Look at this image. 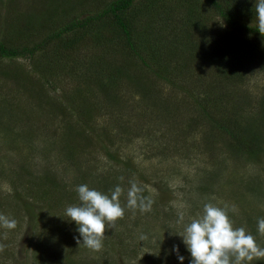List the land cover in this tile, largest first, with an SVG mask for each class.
I'll list each match as a JSON object with an SVG mask.
<instances>
[{
	"label": "rangeland",
	"instance_id": "1",
	"mask_svg": "<svg viewBox=\"0 0 264 264\" xmlns=\"http://www.w3.org/2000/svg\"><path fill=\"white\" fill-rule=\"evenodd\" d=\"M58 1L4 0L0 15L13 10L12 16L25 15L24 23L28 21L29 25L31 16L41 11L47 18L44 11L53 9L52 4ZM42 2H46L44 9ZM80 60L78 56L56 58L52 71H35L28 59L5 60L20 75L14 83L0 78L1 106H12L0 117V203L9 204L7 213L1 214L22 222L11 230L0 227V245L7 249V255H12V259L7 257L9 261L1 258L0 264H43L45 258L41 257L49 254L54 255L57 264H67L62 260L68 259L67 252L75 250L87 264H181L177 246L179 255L185 258L183 264H192L191 253L179 234L193 217L202 214L204 204L209 202L219 207L227 205L234 227H244L264 248V236L258 232V219L264 218V155L256 160L259 164L241 157L233 159L219 143L216 149L222 150L217 151V157L211 156L203 141L212 130L200 117L197 103H179L171 108L168 101L159 110L151 102V91L127 81L117 85L102 80L108 87H98L93 96L84 98L90 108L83 118L75 117L78 127L86 131H78L77 136L71 134L78 127L55 103L60 107L74 103L75 85L69 77L80 69L74 64ZM59 64L61 80L56 82L50 76L51 84L44 83V77L56 73ZM188 67L193 68L189 71ZM201 67L200 63L193 64L184 67V71L196 73L192 74L195 81L202 73ZM245 78L242 89L257 98L249 106L244 105L242 115L248 124L256 123L255 119L264 114L263 106L257 103L264 92V70L256 67ZM223 79V83L229 82ZM194 84L196 93L202 92V83ZM156 88L164 93L162 97L171 91L166 83ZM69 125L74 128L68 133ZM259 131L264 133V127L260 126ZM46 138L50 145L44 142ZM213 163L223 168L209 175L215 169ZM255 174L260 196H252L248 188V179ZM130 182L142 190L140 195L151 200L150 211L127 207ZM82 184L108 195L116 186L123 189L120 203L124 217L114 228L106 226L102 249L92 250L99 262L88 255L87 247L77 243V238L82 243L78 226L65 214L67 207L81 203L76 189ZM233 205L235 212L231 211ZM180 213L184 214L182 223ZM50 232L62 235L59 248L64 251L53 252L56 244L49 238L45 244L48 250H41L38 257L36 250L40 249L34 244L41 241L43 233ZM250 264H264V258Z\"/></svg>",
	"mask_w": 264,
	"mask_h": 264
},
{
	"label": "trees",
	"instance_id": "2",
	"mask_svg": "<svg viewBox=\"0 0 264 264\" xmlns=\"http://www.w3.org/2000/svg\"><path fill=\"white\" fill-rule=\"evenodd\" d=\"M3 2L0 0V7ZM58 2L52 4L53 9L44 11L47 18L42 11L31 16L29 25L28 21L24 23L25 15L18 13L12 16L13 10L11 14L0 15L1 79L13 83L19 81L20 71L5 60L28 59L35 71H52L56 58L74 59L78 56L81 60L74 64L80 69L71 75L69 72L66 74L75 85L74 103L62 107L55 103L77 127L79 121L75 117L83 118L90 108L84 98L93 96L98 87H108L102 80L107 79L117 85L127 81V84L151 91V102L153 106H159V110H163V103L168 101L172 103L171 108L180 106L179 103H197L200 117L212 130L211 136L203 141L211 156L217 157V151L222 148L217 150L216 147L221 143L226 147V155L233 159L241 157L259 164L256 160L264 155V133L259 131L260 126L264 127V114L255 119L256 123L249 124L242 115L244 105L249 106L253 98H257L242 89L247 82L245 76L256 67L264 70V34L257 31L255 17L257 0ZM42 3L44 9L46 2ZM10 16L9 21L7 18ZM198 63L202 66V73L192 81V74L196 73H185L184 67ZM61 68L59 64L56 73L45 76L44 83L48 84L50 76L56 82L61 80ZM191 68L187 69L190 71ZM223 78L229 82L223 83ZM197 82L202 83V92L197 90L196 93L194 83ZM164 83L171 87V91H166L168 96L162 97L164 93L159 92L156 86ZM257 100L264 110V92ZM1 104L0 117L12 107H2ZM73 128L69 125L66 130L69 133ZM78 131L86 130L78 127L71 134L77 136ZM45 141L50 145L47 138ZM216 163H213L215 169L209 175L223 168ZM248 183L250 194L260 196L256 174L248 179ZM8 205L0 203V214L2 211L7 213ZM21 222L19 219L17 224ZM52 233H43L41 241L35 242L34 245L40 249L36 250L38 257L42 255L41 250H48L45 244L49 238L56 244L53 252L64 251L59 248L62 235ZM88 255L95 257L89 248ZM8 256L12 259V255H7V249L0 251L1 260L9 261ZM67 257L62 260L67 264H87L85 257L76 250L67 252ZM71 257L82 261L71 260ZM41 258H45L43 264H57L54 255Z\"/></svg>",
	"mask_w": 264,
	"mask_h": 264
},
{
	"label": "clouds",
	"instance_id": "3",
	"mask_svg": "<svg viewBox=\"0 0 264 264\" xmlns=\"http://www.w3.org/2000/svg\"><path fill=\"white\" fill-rule=\"evenodd\" d=\"M257 31L264 34V0H257L255 5ZM123 180V177L120 178ZM127 191V207L139 208L143 212L151 210V200L140 195L141 189L135 182ZM79 201L76 206L66 209V216L78 226L77 243L93 251H100L106 234V226L114 228L116 222L125 215L120 197L123 189L116 186L111 194H104L90 189L86 184L76 189ZM147 199V202H146ZM231 211L235 212L233 205ZM184 221V214H179V222ZM17 222L4 214H0V227L15 229ZM258 232L264 236V218L258 219ZM183 243L191 253L192 264H250L255 259L264 258V248L260 247L255 237L244 227H234L229 216V207H219L211 202L205 203L202 214H197L184 230L179 234ZM145 237H142L144 239ZM4 245H0L3 251ZM178 259L183 264L184 257L179 255L178 246L175 247Z\"/></svg>",
	"mask_w": 264,
	"mask_h": 264
}]
</instances>
